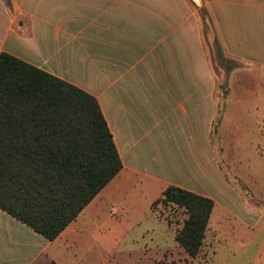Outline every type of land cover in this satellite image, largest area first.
<instances>
[{
	"label": "crops",
	"instance_id": "0c3cea01",
	"mask_svg": "<svg viewBox=\"0 0 264 264\" xmlns=\"http://www.w3.org/2000/svg\"><path fill=\"white\" fill-rule=\"evenodd\" d=\"M206 40L264 73V0H0V53L94 97L122 164L53 241L0 210V264H89L145 218L167 225L171 244L155 246L167 264L176 251L188 260L151 206L168 187L208 198L207 148L233 91ZM213 204L201 250L218 236Z\"/></svg>",
	"mask_w": 264,
	"mask_h": 264
},
{
	"label": "trees",
	"instance_id": "16d2710c",
	"mask_svg": "<svg viewBox=\"0 0 264 264\" xmlns=\"http://www.w3.org/2000/svg\"><path fill=\"white\" fill-rule=\"evenodd\" d=\"M121 169L94 97L0 53L1 211L53 241ZM158 204L183 211L174 240L196 259L213 201L168 187Z\"/></svg>",
	"mask_w": 264,
	"mask_h": 264
},
{
	"label": "rangeland",
	"instance_id": "374dc122",
	"mask_svg": "<svg viewBox=\"0 0 264 264\" xmlns=\"http://www.w3.org/2000/svg\"><path fill=\"white\" fill-rule=\"evenodd\" d=\"M206 50L211 70L222 75L223 88L233 91L221 104L206 157L203 192L218 206L213 216L220 221L218 236L209 230L196 259L185 260L176 251L172 263L264 264V73L240 71L218 43L208 42ZM242 88L249 91L242 95ZM154 215L171 222L175 231L185 217L182 210L161 204L155 206ZM126 226V239L111 243L103 257L89 264H167L168 258L155 247L171 244L166 232L162 234L167 225L145 218ZM118 232L110 229L112 234Z\"/></svg>",
	"mask_w": 264,
	"mask_h": 264
}]
</instances>
